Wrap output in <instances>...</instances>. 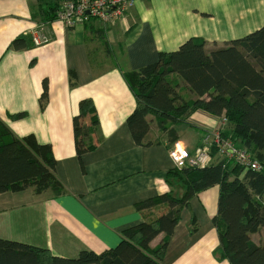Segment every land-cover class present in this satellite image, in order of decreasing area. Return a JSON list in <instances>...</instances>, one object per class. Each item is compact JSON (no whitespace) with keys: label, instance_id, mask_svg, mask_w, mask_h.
I'll return each instance as SVG.
<instances>
[{"label":"crops","instance_id":"obj_1","mask_svg":"<svg viewBox=\"0 0 264 264\" xmlns=\"http://www.w3.org/2000/svg\"><path fill=\"white\" fill-rule=\"evenodd\" d=\"M34 5L0 0V120L15 138L31 136L50 145L60 191L1 192L0 238L54 256L76 257L83 249L101 253L126 230L167 211L165 202L137 204L166 193L165 176L175 167L166 138L133 140L127 117L136 100L122 72L156 61L160 52L174 51L191 37L202 38L210 50L252 32L264 24V0H134L116 19L72 27L34 16ZM22 36L26 45L12 47ZM36 36L44 41L36 44ZM84 99L92 101L98 125L90 139L79 140L93 147L78 154L73 117ZM218 120L196 110L189 124L175 127L177 140L192 152ZM220 158L213 154V160ZM218 195L219 186L212 185L181 209L162 264H229L215 254ZM163 236H155L150 247Z\"/></svg>","mask_w":264,"mask_h":264},{"label":"trees","instance_id":"obj_2","mask_svg":"<svg viewBox=\"0 0 264 264\" xmlns=\"http://www.w3.org/2000/svg\"><path fill=\"white\" fill-rule=\"evenodd\" d=\"M34 1L33 15L52 20L66 0ZM26 41L24 36L17 37L11 45L20 49ZM122 74L136 100L127 117L136 143L166 138L170 148L177 141L175 127L189 124L190 115L203 110L225 120L221 135L232 140L236 148L249 151L260 168L244 167L225 156L203 166H175L165 176L169 190L137 204L143 208L165 202L167 211L126 230L114 247L101 253L83 249L76 257H63L45 248L0 238V264H162L181 209L199 191L215 184L219 186L213 218L219 235L215 254L229 264H264V239H254L264 228V24L210 50L202 38L191 37L174 51L160 52L156 61ZM46 89L44 81L42 97ZM85 119L89 123H83ZM152 119L161 134L156 139L149 133ZM97 125L92 101L81 100L73 117L78 154L93 147L79 140L90 139ZM209 153L213 157L216 148L212 146ZM54 168L48 143L39 144L31 136L15 138L0 120V193L28 187L36 192H59ZM159 233H164L163 238L150 247Z\"/></svg>","mask_w":264,"mask_h":264},{"label":"built area","instance_id":"obj_3","mask_svg":"<svg viewBox=\"0 0 264 264\" xmlns=\"http://www.w3.org/2000/svg\"><path fill=\"white\" fill-rule=\"evenodd\" d=\"M133 3L134 0H66L61 2L55 18L67 27H72L77 22H86L90 19L108 22L122 16ZM42 41L44 39L34 37L36 44ZM221 121L225 123L224 119ZM212 146L216 148L217 154L232 159L244 167L260 168V165L249 151L236 148L232 140L221 135L220 130L205 132L201 139V145L192 153L179 140L172 143L168 153L174 166H203L212 159L209 153Z\"/></svg>","mask_w":264,"mask_h":264},{"label":"rangeland","instance_id":"obj_4","mask_svg":"<svg viewBox=\"0 0 264 264\" xmlns=\"http://www.w3.org/2000/svg\"><path fill=\"white\" fill-rule=\"evenodd\" d=\"M149 118H152V117L149 115ZM221 120H218V125L215 128L211 129L210 131H205V132H212V131H216V130L225 129L226 128V123L222 122ZM151 127H152V131H151L150 137L152 139H156V138L160 137L161 134L155 129L156 126H155L154 119L151 120ZM262 238L264 239V229H262L261 233H257L256 235H254V239L255 240H259V239H262Z\"/></svg>","mask_w":264,"mask_h":264}]
</instances>
